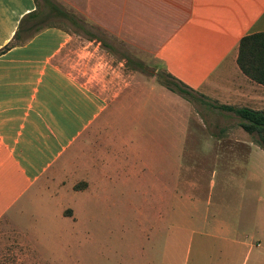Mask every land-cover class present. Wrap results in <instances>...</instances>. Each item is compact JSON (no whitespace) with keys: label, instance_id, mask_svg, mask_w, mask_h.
<instances>
[{"label":"crops","instance_id":"1","mask_svg":"<svg viewBox=\"0 0 264 264\" xmlns=\"http://www.w3.org/2000/svg\"><path fill=\"white\" fill-rule=\"evenodd\" d=\"M55 2L83 18L76 19L83 33L98 28L135 57L155 59L203 97L212 116L221 112L218 125L213 121L204 132L202 148L214 162L211 171H222V182L202 214V201L191 191L196 178L184 182L189 194L181 196L180 184L172 185L173 218L186 204L182 215L196 235L185 255L189 264H264V149L221 107L264 111V86L235 63L239 38L264 31V0ZM36 8L37 0H0V219L21 215L24 199H37L33 187L40 178L65 169L81 187L59 200L71 197L85 209L88 202L110 200L106 187L118 186L130 197L133 182L144 184L153 169L164 192L165 160L175 176L181 167L188 100L133 73L126 55L104 52L95 34L82 37L44 23L47 17L28 34L37 18L19 22ZM183 166L196 171L197 165ZM64 204L76 221L61 204L57 215L76 224L72 200Z\"/></svg>","mask_w":264,"mask_h":264},{"label":"rangeland","instance_id":"2","mask_svg":"<svg viewBox=\"0 0 264 264\" xmlns=\"http://www.w3.org/2000/svg\"><path fill=\"white\" fill-rule=\"evenodd\" d=\"M36 11L45 12L39 0ZM44 23L59 25L82 37L86 36L60 16L49 15ZM90 32L109 42L114 50L111 53L102 47L104 52L114 58H118V54L128 56L133 73L153 78L157 82L158 77L154 73L159 75L164 71L155 59L135 57L118 41L101 31L91 29ZM203 101V97L198 94L188 99L191 110L189 116L186 115L188 122L185 126L184 151L179 154L181 167L175 176L168 168L172 164L165 160L164 192L153 169L152 172H146L144 184L141 179L133 182L130 197L128 193L124 196L122 188L118 186L106 187L105 193L110 200L88 202L89 209H85L71 197L70 200L69 197L59 200L74 188L81 187L74 178V171L65 169L54 175L46 173L33 187L37 199L26 197L22 202L23 213L17 216L9 213L0 219V264H189L185 255L196 235L189 230L188 220L182 215L188 208L182 204L179 217L176 215L173 218L172 198L168 196L172 185L176 187L177 184H180L176 189L181 192V196L189 194L188 184L184 182L196 178L195 190L191 191L202 201L198 206V213L202 214L205 201L214 199L222 182V171L219 168L211 171L209 166L214 162L210 163L208 154L202 148L204 132L211 130V122L218 125L221 112L215 110L212 116ZM191 130L196 131V138L192 136ZM185 164H196V171H187L183 166ZM162 193L165 197L163 208L160 202ZM71 200L78 217L76 224L56 213L61 204L63 214H68L72 222L76 221L68 204H64L68 201L71 203ZM200 225L201 222H196L193 226Z\"/></svg>","mask_w":264,"mask_h":264},{"label":"trees","instance_id":"3","mask_svg":"<svg viewBox=\"0 0 264 264\" xmlns=\"http://www.w3.org/2000/svg\"><path fill=\"white\" fill-rule=\"evenodd\" d=\"M38 1V0H37ZM45 12H37L36 10L26 14L19 22L29 18H37L35 22H31L27 25L26 30L28 34H32L45 26L42 24V18L49 15L60 16L69 21L70 24L76 27H81L76 19L84 23L83 18L75 14L72 10H68L60 6L55 0H39ZM82 28V27H81ZM101 31L102 30L96 29ZM89 36H94L92 33L83 30ZM95 37V36H94ZM100 43L104 47H108L107 43L103 39H100ZM4 46L1 50L5 49ZM126 59L131 60L126 56ZM235 63L240 72L245 75L251 81L264 86V31L253 32L243 35L239 38L236 46ZM157 78V82L168 90L175 92L185 97V99L193 98L195 92L176 80L170 74L162 71V74L154 73ZM161 75V76H160ZM223 109L232 111L240 119L241 128L248 134H253L257 144L264 149V111L253 110L247 107L232 108L230 106H221Z\"/></svg>","mask_w":264,"mask_h":264}]
</instances>
